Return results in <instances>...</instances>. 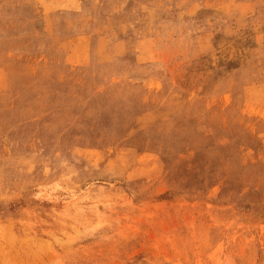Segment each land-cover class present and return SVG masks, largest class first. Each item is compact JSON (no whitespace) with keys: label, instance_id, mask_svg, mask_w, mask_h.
Instances as JSON below:
<instances>
[{"label":"rangeland","instance_id":"rangeland-1","mask_svg":"<svg viewBox=\"0 0 264 264\" xmlns=\"http://www.w3.org/2000/svg\"><path fill=\"white\" fill-rule=\"evenodd\" d=\"M0 264H264V0H0Z\"/></svg>","mask_w":264,"mask_h":264}]
</instances>
